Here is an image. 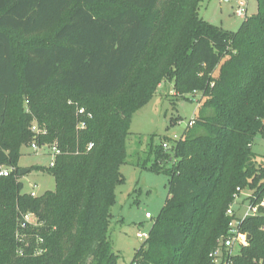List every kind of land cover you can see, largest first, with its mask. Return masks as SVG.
Returning a JSON list of instances; mask_svg holds the SVG:
<instances>
[{
  "label": "trees",
  "instance_id": "1",
  "mask_svg": "<svg viewBox=\"0 0 264 264\" xmlns=\"http://www.w3.org/2000/svg\"><path fill=\"white\" fill-rule=\"evenodd\" d=\"M203 1L0 0V167L11 169L0 176V264H118L110 226L132 117L164 79L202 101L172 154L163 144L142 166L168 175L169 190L132 264H213L237 189L264 200L253 151L264 137V0L236 32L201 19ZM34 142L59 150L53 167L30 168L56 184L35 197L19 166ZM240 231L248 246L234 264H264V209Z\"/></svg>",
  "mask_w": 264,
  "mask_h": 264
},
{
  "label": "rangeland",
  "instance_id": "2",
  "mask_svg": "<svg viewBox=\"0 0 264 264\" xmlns=\"http://www.w3.org/2000/svg\"><path fill=\"white\" fill-rule=\"evenodd\" d=\"M241 8L244 9L243 16L238 15ZM257 10V0H205L198 6V15L212 25L236 32L244 20L255 15ZM188 97L189 100H186L175 91L172 80L164 79L152 100L132 117L127 140V163L121 168L125 182L116 189V204L112 208L110 226L113 250L120 257L118 264H132L137 251L145 243L137 234L150 232L165 205L169 176L153 173L142 166L145 161H148V167L153 164V150L163 144H167L164 150L172 154L173 142L179 140L187 128L192 126L190 122L199 115L202 99L199 93ZM24 105L26 108L25 102ZM35 125L37 123L32 122V126ZM51 149V145L37 151L31 146H22L19 166L28 170L31 167H49L52 161ZM253 151L258 156L257 164L264 166V137L259 136L255 140ZM20 181L24 184L23 193L35 192L36 196L53 191L56 185L53 176L37 170L21 176ZM247 193L251 192L243 189L241 201H244ZM147 213L153 219H148ZM28 221L35 224L32 216ZM24 242L25 237L22 238Z\"/></svg>",
  "mask_w": 264,
  "mask_h": 264
},
{
  "label": "built area",
  "instance_id": "3",
  "mask_svg": "<svg viewBox=\"0 0 264 264\" xmlns=\"http://www.w3.org/2000/svg\"><path fill=\"white\" fill-rule=\"evenodd\" d=\"M239 16L244 15V9L241 8L239 11ZM84 113L83 109L78 111V114L81 115ZM194 121H191L190 124L193 125ZM80 128L85 127V123L81 122L79 124ZM32 133L36 136L44 133L38 125L31 127ZM93 144L88 146V150L92 148ZM34 150H41L47 148L48 145L39 146L34 142L31 146ZM51 155L52 161L49 164V167L55 165V156L59 153L57 147L51 146ZM164 147H167V144H164ZM11 172V169L6 167H0V176H8ZM243 189L238 188L236 193L233 196V203L229 206L226 211V216L230 219L228 224L227 235L221 237L218 240L217 247L211 252L210 258L213 264H234V259L239 256L240 250L248 246L249 236L246 233L240 231V223L248 218L256 217L261 214V210L264 209V200L262 202H257V197L253 193H247L244 201L240 200V196ZM32 196H36L35 192L30 193ZM148 219H153V216L150 213L146 214ZM137 237L142 240L149 239V233L139 232Z\"/></svg>",
  "mask_w": 264,
  "mask_h": 264
},
{
  "label": "water",
  "instance_id": "4",
  "mask_svg": "<svg viewBox=\"0 0 264 264\" xmlns=\"http://www.w3.org/2000/svg\"><path fill=\"white\" fill-rule=\"evenodd\" d=\"M29 172V170L28 169H22L21 171H20V175L21 176H24L26 173H28Z\"/></svg>",
  "mask_w": 264,
  "mask_h": 264
}]
</instances>
